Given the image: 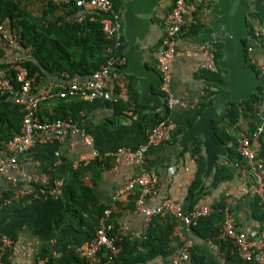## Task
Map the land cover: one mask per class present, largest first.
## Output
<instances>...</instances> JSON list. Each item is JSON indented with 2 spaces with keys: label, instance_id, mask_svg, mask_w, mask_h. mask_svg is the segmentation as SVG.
<instances>
[{
  "label": "crops",
  "instance_id": "1",
  "mask_svg": "<svg viewBox=\"0 0 264 264\" xmlns=\"http://www.w3.org/2000/svg\"><path fill=\"white\" fill-rule=\"evenodd\" d=\"M38 2L45 4L41 0ZM163 2L155 8L151 15L146 17L149 23L148 32L141 42L137 41L134 45V52H138L143 60L142 65L156 73L157 51L170 8L169 6L166 10L162 5ZM125 3L121 9L115 8L121 13L122 22ZM213 3L214 0H208L198 7L196 13L187 20V24L177 40L179 54L171 67L170 93L174 99L179 101L180 105L170 109L166 107L165 99L160 91V80L151 85L142 101L140 90L133 87L136 76L124 71L127 57L124 54L126 40L123 34L120 54L124 57L125 62L122 66L112 70L113 75L126 85L127 92L124 100L111 103L87 102L80 99H54L42 102L37 111V116L42 121L54 120L56 115L67 113V118L75 121L81 131L91 138L92 146L85 145L79 134H69L62 141L51 140L45 144H36L28 154V162L22 165L15 174L17 183L24 184L26 176H34L36 177L35 181H39L33 187L36 188L35 186L40 185L43 179L49 180L53 173L57 178L52 180L62 179L64 184L65 179L70 178L73 173H78V178L72 183L73 189H77L79 184L89 188L94 195L96 205L108 207L107 210H111V220L115 227L129 237L139 229L140 224V219L134 209V197H130L127 202L117 203L115 206L110 205V200L122 185L138 173L139 169L126 163L123 158L114 161L113 159L93 158L91 155L93 152L103 155L119 148L134 150L145 144L149 131L156 124V115L163 114L167 109L166 119L174 127L165 133L161 145L150 148L146 153V168L155 171L159 182L158 197L151 200L150 205L156 206L163 197L167 196L188 209L185 205L187 191L194 181L196 172L195 158L192 156L189 146L195 140L192 143L184 144L182 134L195 122L199 115L191 125H188L205 101L210 98L212 88L208 86V73L215 72L216 69L204 71L201 68V58L188 57L186 53L201 45L195 43L194 39L208 29L210 30L215 23L217 18L210 15ZM62 9L60 7L55 15H62L64 10ZM54 20L55 17H50L47 22ZM66 21L70 23L82 22H75L70 16L66 17ZM39 23H43V19ZM195 25L201 26V32H190V27ZM10 29L17 34L16 30ZM202 44L209 45L210 43ZM108 46V42L105 40V44L100 50L99 57L105 58L104 64L109 57ZM95 50L96 47L91 44L87 48L78 44L72 45L68 52L70 61L74 64L70 67L65 62L63 64L76 76L70 78L66 72H62L59 77H56L54 74L44 72L43 75L35 79L32 87L33 93L37 94L48 88L54 89V85L61 81L68 82L74 78L78 81L87 79L88 77L77 75L83 74L84 70L90 69L91 64L95 63L98 58ZM17 54L24 59L30 55L29 53V55L23 56L21 47L17 49ZM253 58L257 59L259 56L253 55ZM151 95L160 98L161 104ZM72 115H75V118ZM255 124L254 117H242L237 125L228 127L226 130L235 140L253 129ZM178 130H180L178 136L172 137V134ZM262 139L264 142V135ZM235 160L230 161L228 156L217 160V165L226 166L231 172L230 179L226 181L212 185L215 167L211 173L203 174L202 182L205 188L200 194L198 203L211 204L216 210L214 214H217L216 216L220 219L218 209L223 205L224 193L227 189H232L238 195L232 207L236 227L238 231H242L254 239L262 228L264 215L258 205L257 198L251 191L250 178L242 176L233 166ZM244 186L248 187V194L239 195V189ZM65 194L64 196L59 189L55 194H48L46 197L38 199L13 197L15 193L11 183L4 179L0 181V198L7 195V198H2L0 205V234L8 236L13 242L10 252L11 259L8 264H35L38 257L47 258L48 264H70L74 261V256L88 239L85 227L90 221V215H83L82 221H73L71 213L65 210L64 202H69L70 198L67 191ZM220 221L215 223L219 229ZM96 222L95 218L93 223L96 224ZM158 222L161 224V231L165 233L168 230L170 245L176 251L184 241H191L193 249L204 253L207 259L214 258L220 264H238L226 260L219 245L209 239L202 240L195 236L191 229L170 217L161 215ZM52 251L57 253L55 258L50 257ZM160 263L161 259H156L147 264Z\"/></svg>",
  "mask_w": 264,
  "mask_h": 264
},
{
  "label": "built area",
  "instance_id": "2",
  "mask_svg": "<svg viewBox=\"0 0 264 264\" xmlns=\"http://www.w3.org/2000/svg\"><path fill=\"white\" fill-rule=\"evenodd\" d=\"M60 7H71L76 11L71 15L75 22H81L87 17L95 21L94 15L100 17L101 30L104 39L108 42L106 63L83 81L70 79L54 85V89L48 88L37 94L33 93L34 77H30L25 67V59L17 54L20 49V41L17 34L10 29L6 22L0 24V63L4 66L0 73V98L9 96L11 102L21 107L22 120L18 134L10 140H0V181L10 182L15 195L38 199L52 195L63 185V180L50 181L43 179L40 185L36 177L26 176L24 184L19 185L15 174L22 165L28 162V154L36 144H45L51 140L62 141L69 134H79L87 146H92V140L85 135L79 125L70 118L42 121L37 116V111L42 102L48 100L80 99L87 102H111L118 103L125 99V83L113 75V68L124 64V57L120 54L122 47V15L114 8L112 0H47ZM208 0H173L172 6L165 19V27L161 36L160 45L156 56V71L160 80V91L169 109L180 105L170 93V73L172 64L179 54L177 40L187 24V20L196 13L198 7ZM246 53L250 62L259 72L258 80L264 94V22L253 28L248 38ZM259 50V58L254 59V49ZM23 56L29 55L30 47L22 49ZM188 57L201 58V68L204 71H214L216 60L214 51L208 44H201L195 50L186 53ZM12 73L13 80L9 78ZM15 85L13 84V82ZM253 116L256 124L253 129L237 137L235 151L238 159L233 166L244 177L251 180V191L257 198L258 205L264 215V162L261 159L264 135V97L256 106ZM174 125L168 119L157 122L149 131L145 144L134 150L119 148L114 152L99 155L92 153L93 158L113 159L123 158L126 163L138 168V173L122 185L111 197L110 205L127 202L134 197L135 213L140 219L139 229L133 232L129 238L142 241L145 232L155 217L166 215L185 226L188 229L197 226L202 218L215 213V208L207 203H197L190 210L185 211L183 205L170 197H163L156 206L150 205L151 200L158 197L159 182L153 169L146 168V153L150 148H156L164 140L165 133ZM239 195H247L248 187H241ZM238 195L227 189L224 193V202L218 213L221 216V227L217 241L227 242L242 261L252 264H264V221L262 228L254 239L242 231H238L236 219L232 212L234 201ZM123 231L117 229L111 220V210H105L98 219L97 228L93 237L87 240L78 250L80 259L84 264H114V259L121 252ZM12 240L0 234V264H4L3 258L11 259ZM191 241H184L178 247L176 253L166 264H186L191 259ZM57 253L51 252L50 257L55 258ZM35 264H48L47 258H37Z\"/></svg>",
  "mask_w": 264,
  "mask_h": 264
},
{
  "label": "trees",
  "instance_id": "3",
  "mask_svg": "<svg viewBox=\"0 0 264 264\" xmlns=\"http://www.w3.org/2000/svg\"><path fill=\"white\" fill-rule=\"evenodd\" d=\"M46 4V10L42 15L43 23H39L34 19L27 18L23 8L19 6L16 0H0V23L6 22L10 28L17 31L20 40V47L25 49L31 48L30 55L25 58V67L28 70L30 77L43 75V73L54 74L56 77L60 76L62 72H66L70 78L76 76L72 71L64 66V62L69 64V67L74 64L70 60V54L68 50L72 45L78 44L87 48L90 44L96 47L98 58L95 63L91 64L90 69L83 71V74L77 75L82 77H88L95 72L100 65L104 64L103 57L100 56V50L105 44L104 35L101 30V24L99 22L100 17L94 15L95 21H91L90 17H87L81 23H70L66 21V17L73 15L76 9L71 7L63 8L62 15H55L60 6L53 4L47 0H41ZM127 0H112L114 8L121 9L123 4ZM172 1L169 0L170 8ZM245 4V3H244ZM50 17H55L52 22H47ZM256 19L259 23H263L258 14L250 9L247 14V26L248 31L251 34L253 32V26L251 21ZM201 26L195 25L190 27V32H201ZM206 30V29H205ZM209 30V29H208ZM245 49L244 54L246 56L247 65L252 67L257 75L259 72L255 66L250 62V58L246 53V47L249 43L248 39H244ZM124 42V41H123ZM214 51L215 60L221 55L219 44H209ZM1 57V50H0ZM4 66L0 63V73L3 71ZM9 78L13 80V74L10 73ZM207 79L208 86L212 88L210 90V98L205 101L201 108L197 111L195 116L190 120L188 125H191L195 118L209 105H211L213 99L218 93V88L213 85L212 81H225L227 78V72L219 69L216 64V71L208 73ZM13 82V81H12ZM62 82V81H61ZM15 85V83L13 82ZM259 93L254 94L249 100L241 101L238 104H231L227 116L221 122H213V127L220 142L225 147L228 153V159L234 161L238 159V155L235 151L236 140L228 134L225 126H235L240 122L242 117H253L256 113V106L263 101L264 94L261 84L258 85ZM133 100V99H131ZM135 101V100H133ZM168 111L165 109L163 114H157L155 123L166 119ZM67 113L56 115L55 119H66ZM75 118V115H72ZM54 119V120H55ZM22 120L21 107L14 105L9 96H3L0 98V140L8 141L15 134L20 132ZM180 130L172 134V137H177ZM192 156L196 162V172L194 181L187 191L185 210H190L195 204L198 203L201 192L203 191L204 184L202 182L203 174L205 171V156L202 150V140L197 139L189 146ZM261 159L264 162V142L262 144ZM63 170V166L61 167ZM231 172L226 166L216 165L212 175V185L226 181L230 179ZM57 178L51 173L50 181ZM71 178V179H70ZM70 178L65 179L61 188V193L66 195V191L70 195L69 202H64L65 210L71 213V217L74 220L82 221L83 215H90V221L86 224L85 230L87 231L88 239L93 237L94 230L97 228L98 219L103 215L104 211L108 207L96 205L94 202V195L90 189L79 184L77 189H73L72 183L78 178V173H73ZM73 180V181H72ZM72 181V182H71ZM71 182V183H70ZM77 191V192H75ZM2 198H7V195H3ZM0 198V205L2 203ZM212 214L209 217L202 218L198 221L197 226L192 227V233L201 238L202 240H211L216 245H219L221 252L224 253L225 259L238 264H252L242 261L235 253L232 252V247L227 242L217 241L219 233V227L215 226L220 219ZM159 217H155L152 220L151 225L145 232V239L142 241L132 240L128 236H124L121 242V252L118 257L114 259V264H147L154 262L156 259H161L163 263H168L170 258L176 253V249L171 247L167 232L161 231V224L158 222ZM97 219L96 224L93 223L94 219ZM71 219V220H72ZM221 222V221H220ZM220 226V225H219ZM4 264H8L6 258H3ZM70 264H84V260L79 258L78 253L74 256V261ZM186 264H220L216 259H207L204 253L195 250H191V259Z\"/></svg>",
  "mask_w": 264,
  "mask_h": 264
},
{
  "label": "water",
  "instance_id": "4",
  "mask_svg": "<svg viewBox=\"0 0 264 264\" xmlns=\"http://www.w3.org/2000/svg\"><path fill=\"white\" fill-rule=\"evenodd\" d=\"M165 0H128L123 11V34L126 40L124 54L127 65L124 71L136 76L133 87L140 90V98L150 90L152 84L159 81V75L142 65V58L134 52V45L141 42L148 32L147 16ZM253 10L264 22V0H251ZM248 9L244 0H214L210 15L217 19L212 28L198 35L197 44H219L221 55L216 61L217 67L227 72L225 81H215L218 93L211 105L206 107L195 122L182 134L183 143H192L197 138L202 139L206 169L204 174L211 173L217 165L218 158H227L228 153L215 133L213 122H221L228 114L231 104L249 100L259 93L258 75L247 65L244 54V39L250 37L246 17ZM160 104L161 100L154 97Z\"/></svg>",
  "mask_w": 264,
  "mask_h": 264
},
{
  "label": "rangeland",
  "instance_id": "5",
  "mask_svg": "<svg viewBox=\"0 0 264 264\" xmlns=\"http://www.w3.org/2000/svg\"><path fill=\"white\" fill-rule=\"evenodd\" d=\"M18 4H20V7L23 8L25 15L27 18H31L36 20L37 22L41 21L42 19V15L44 13V11L46 10V4H42L40 2H38V0H16ZM244 3L248 9V11L250 9H253V4L251 0H244ZM169 0H165L163 2V7L169 8ZM254 11V10H253ZM246 22H247V17H246ZM253 28L257 27L259 25V22L254 19L251 21ZM259 54V50L257 48L254 49V56H258ZM227 128H231L232 126H227V124L225 125ZM233 129V128H232ZM160 264H166L163 263V261H161Z\"/></svg>",
  "mask_w": 264,
  "mask_h": 264
}]
</instances>
